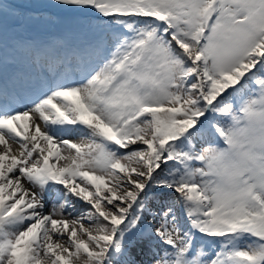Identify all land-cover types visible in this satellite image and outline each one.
<instances>
[{"label": "snow or ice", "instance_id": "snow-or-ice-1", "mask_svg": "<svg viewBox=\"0 0 264 264\" xmlns=\"http://www.w3.org/2000/svg\"><path fill=\"white\" fill-rule=\"evenodd\" d=\"M0 264H264V0H0Z\"/></svg>", "mask_w": 264, "mask_h": 264}]
</instances>
